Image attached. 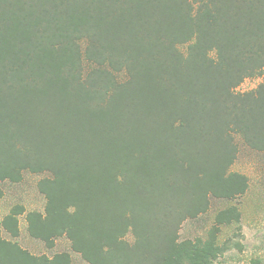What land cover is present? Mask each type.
<instances>
[{
  "label": "trees",
  "instance_id": "1",
  "mask_svg": "<svg viewBox=\"0 0 264 264\" xmlns=\"http://www.w3.org/2000/svg\"><path fill=\"white\" fill-rule=\"evenodd\" d=\"M241 145L264 153V0H0V182L43 175V212L25 221L46 248L65 237L87 264H218L241 248L219 242L249 188L231 170ZM215 200L228 204L206 236L179 240ZM24 212L1 221L0 264H71L2 237Z\"/></svg>",
  "mask_w": 264,
  "mask_h": 264
},
{
  "label": "rangeland",
  "instance_id": "2",
  "mask_svg": "<svg viewBox=\"0 0 264 264\" xmlns=\"http://www.w3.org/2000/svg\"><path fill=\"white\" fill-rule=\"evenodd\" d=\"M262 81L261 76L245 79L236 92H249L254 90ZM232 171L242 173L249 179L247 193L234 201L242 211L239 223L222 228L219 242L227 239L231 243H240L241 248L231 247L217 259L218 264H248L252 258H260L264 264V153L249 150L243 145L239 146V153ZM43 175L24 173L19 183L0 182V224L10 210L19 206L25 212L18 216L19 235L12 239L1 228V235L7 240L16 242L21 248L33 255L53 256L55 253L67 252L71 258V264H87L82 258L71 251L69 241L65 237L58 238L52 249L29 236L25 215L29 211L43 212L45 200L37 190V182ZM224 201H213L210 210L196 219L187 220L179 230V240L205 237L210 228L217 210L227 205Z\"/></svg>",
  "mask_w": 264,
  "mask_h": 264
}]
</instances>
